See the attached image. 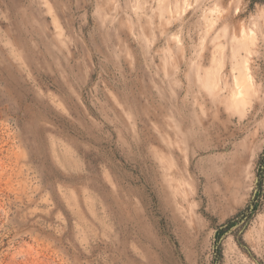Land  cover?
Wrapping results in <instances>:
<instances>
[{
  "label": "rangeland",
  "instance_id": "rangeland-1",
  "mask_svg": "<svg viewBox=\"0 0 264 264\" xmlns=\"http://www.w3.org/2000/svg\"><path fill=\"white\" fill-rule=\"evenodd\" d=\"M0 264H264V0H0Z\"/></svg>",
  "mask_w": 264,
  "mask_h": 264
},
{
  "label": "bare ground",
  "instance_id": "bare-ground-1",
  "mask_svg": "<svg viewBox=\"0 0 264 264\" xmlns=\"http://www.w3.org/2000/svg\"><path fill=\"white\" fill-rule=\"evenodd\" d=\"M245 34V33H244ZM245 36V35H244ZM248 37V36H247ZM245 37V38H247ZM252 38V37H251ZM235 82L238 84V85H243V86H246V82H251L253 83L254 82V78H253V75H252V71L250 69V67L246 64L245 67H244V71L242 74H240L239 76H235ZM250 86V85H249Z\"/></svg>",
  "mask_w": 264,
  "mask_h": 264
},
{
  "label": "trees",
  "instance_id": "trees-1",
  "mask_svg": "<svg viewBox=\"0 0 264 264\" xmlns=\"http://www.w3.org/2000/svg\"><path fill=\"white\" fill-rule=\"evenodd\" d=\"M255 210H256V206H255V208L253 209V211H255ZM235 226H237V224H235V223H230L226 228H227V230L229 231L231 228H233V227H235ZM223 234H224L223 229H221V230H219V231L217 232V237H218L219 240L221 239V237L223 236Z\"/></svg>",
  "mask_w": 264,
  "mask_h": 264
}]
</instances>
